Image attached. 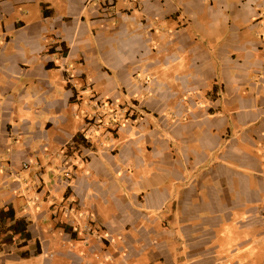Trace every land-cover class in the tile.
Returning a JSON list of instances; mask_svg holds the SVG:
<instances>
[{"label":"crops","instance_id":"crops-1","mask_svg":"<svg viewBox=\"0 0 264 264\" xmlns=\"http://www.w3.org/2000/svg\"><path fill=\"white\" fill-rule=\"evenodd\" d=\"M0 211V264H264V0H0Z\"/></svg>","mask_w":264,"mask_h":264},{"label":"built area","instance_id":"built-area-1","mask_svg":"<svg viewBox=\"0 0 264 264\" xmlns=\"http://www.w3.org/2000/svg\"><path fill=\"white\" fill-rule=\"evenodd\" d=\"M109 110H110V113H109L110 114V121L112 123L117 124L119 126L120 125L119 124V119L122 116L121 110H118L117 108L116 109L115 108H111ZM101 124H102L101 118L100 119L99 118H95V119H92L90 121V123L87 126V129L84 132V135H82L86 144L90 141V133H92V131H94L95 129L99 128L101 126ZM85 148L82 149L84 155H85V153H84ZM86 149H88V148H86ZM63 177H64V181L67 182L68 178H69V173L65 172Z\"/></svg>","mask_w":264,"mask_h":264},{"label":"trees","instance_id":"trees-1","mask_svg":"<svg viewBox=\"0 0 264 264\" xmlns=\"http://www.w3.org/2000/svg\"><path fill=\"white\" fill-rule=\"evenodd\" d=\"M80 141H82V139H81V136L79 135V136H76L75 138H74V140H73V144H72V146L74 145V143H80ZM9 214V211H7V212H5L4 213V215H8ZM2 215V212L0 211V216Z\"/></svg>","mask_w":264,"mask_h":264}]
</instances>
